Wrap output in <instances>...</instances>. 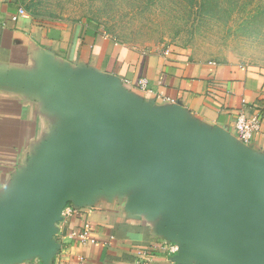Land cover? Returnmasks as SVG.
<instances>
[{"label": "crops", "instance_id": "1", "mask_svg": "<svg viewBox=\"0 0 264 264\" xmlns=\"http://www.w3.org/2000/svg\"><path fill=\"white\" fill-rule=\"evenodd\" d=\"M23 4L0 0V230L40 218L83 143L123 121L194 152L186 161L216 256L264 264V223L224 178V171L239 178L264 212V121L247 144L234 128L238 112L264 113V69L202 60L180 46L133 47L91 20L26 12L14 21ZM95 178L74 192L46 237L0 252V264H142V254L147 264H202L187 218L149 157H126ZM86 225L94 243L80 244L75 233Z\"/></svg>", "mask_w": 264, "mask_h": 264}, {"label": "rangeland", "instance_id": "2", "mask_svg": "<svg viewBox=\"0 0 264 264\" xmlns=\"http://www.w3.org/2000/svg\"><path fill=\"white\" fill-rule=\"evenodd\" d=\"M43 21H94L145 50L180 46L202 60L264 69V0H23Z\"/></svg>", "mask_w": 264, "mask_h": 264}, {"label": "water", "instance_id": "3", "mask_svg": "<svg viewBox=\"0 0 264 264\" xmlns=\"http://www.w3.org/2000/svg\"><path fill=\"white\" fill-rule=\"evenodd\" d=\"M134 155H145L157 165L169 194L178 202L187 218L199 261L202 264H224L213 250L205 216L204 196L186 161V158L195 157L194 152L155 130L123 121L97 130L83 143L55 200L40 218L20 228L0 230V252L14 250L46 237L82 184L94 185L96 174L102 169ZM224 178L238 190L252 213L264 223V212L251 200L244 183L228 171H224ZM242 216H245L244 213ZM251 229L255 234L263 236L259 227Z\"/></svg>", "mask_w": 264, "mask_h": 264}, {"label": "built area", "instance_id": "4", "mask_svg": "<svg viewBox=\"0 0 264 264\" xmlns=\"http://www.w3.org/2000/svg\"><path fill=\"white\" fill-rule=\"evenodd\" d=\"M26 11L21 8L18 10V14L13 17V20H17L19 16H25ZM264 121V113L255 114L252 116H246L243 112H238L234 120V128L236 137L239 141L247 144L249 143L254 135L259 131L262 122ZM90 227L84 226L81 230L75 233V240L80 244H91L94 243V238L90 235ZM162 249H166L172 252V248H168L166 245H162ZM142 264H147L148 258L144 254Z\"/></svg>", "mask_w": 264, "mask_h": 264}]
</instances>
